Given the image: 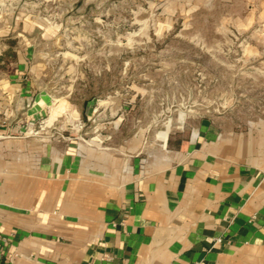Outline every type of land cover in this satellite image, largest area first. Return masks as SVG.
Returning <instances> with one entry per match:
<instances>
[{"label": "crops", "instance_id": "1", "mask_svg": "<svg viewBox=\"0 0 264 264\" xmlns=\"http://www.w3.org/2000/svg\"><path fill=\"white\" fill-rule=\"evenodd\" d=\"M34 24L0 3V80L22 111L0 117V264H264V163L241 135L202 120L149 151L143 136L94 137L34 155L27 129L49 105L15 49ZM11 63L21 70L2 71Z\"/></svg>", "mask_w": 264, "mask_h": 264}, {"label": "rangeland", "instance_id": "2", "mask_svg": "<svg viewBox=\"0 0 264 264\" xmlns=\"http://www.w3.org/2000/svg\"><path fill=\"white\" fill-rule=\"evenodd\" d=\"M0 3L42 28L32 46L15 48L29 53L27 78L49 105L27 129L34 155L94 137L106 145L143 136L149 151L168 131L208 120L249 140L264 163V0ZM13 70L18 63L2 67ZM4 83L0 117L20 118ZM22 101L17 93L12 105Z\"/></svg>", "mask_w": 264, "mask_h": 264}]
</instances>
